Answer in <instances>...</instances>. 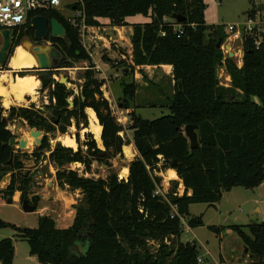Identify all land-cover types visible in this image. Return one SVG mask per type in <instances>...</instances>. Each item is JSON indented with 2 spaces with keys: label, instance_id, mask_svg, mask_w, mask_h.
Returning <instances> with one entry per match:
<instances>
[{
  "label": "trees",
  "instance_id": "trees-1",
  "mask_svg": "<svg viewBox=\"0 0 264 264\" xmlns=\"http://www.w3.org/2000/svg\"><path fill=\"white\" fill-rule=\"evenodd\" d=\"M76 8H83L89 26H101L102 20H108L117 28L132 27V69L171 66L169 114L147 120L132 109L129 130L137 156L127 166L126 181H118L115 173L106 179L93 180L67 169V165L79 163L87 172L93 161L111 167L110 160L122 157V148L129 141L120 136L122 128L101 92L104 80H98L92 69V60L80 43L78 28L54 10L32 14L30 18L39 15L56 19L65 29L64 38H47L61 56L58 69L72 68L78 62L87 63L90 69L82 76L83 99L74 97L72 90L53 79L58 70H34L41 90L48 93V117L32 105L12 107L5 117L0 105V182L10 175L0 196L12 203L13 194L19 192L21 203L27 200L28 180L17 185L18 173L24 172L22 159L29 157L39 162L48 148L45 137L30 155L9 148L7 144L13 135L8 126L12 121L18 119L28 128L46 134L56 129L64 134L73 119L75 126L82 124L86 129L84 109L90 108L101 126L103 150L98 149L90 134H85V141L78 145L77 151L57 145L48 155L57 169L58 186L82 195L74 207L70 226L56 228L50 217L42 216L38 228L33 230L1 221L0 229H14L15 237L28 243L29 254L38 264H198L194 243L180 241L182 227L178 217L187 216L190 205L218 203L222 194L233 188L252 190L264 186V45L256 49L254 30H242L243 56L238 68L234 59L216 48L229 35L222 26H206L202 0H80ZM172 14L185 17V21L170 20ZM136 15L149 21L128 24L126 18ZM172 25L180 26L181 33L174 31ZM14 34L13 47L20 44L24 34L32 36L29 19L25 26L14 29ZM222 65L231 80L227 88L220 86L217 79V68ZM26 75H30L29 71L16 74ZM127 88L129 85L123 94H128L129 103L135 91L134 86L131 91ZM69 98L72 109L66 101ZM125 102L123 108L129 110L131 106L126 98ZM55 121L57 126L52 124ZM189 124L197 127L200 145L192 151L183 133ZM82 147L86 150L82 151ZM167 169L174 170L182 182L181 196L175 192L165 199L153 196L162 183L157 174ZM175 187L176 184L173 190ZM172 206L176 207L178 216L171 219ZM200 224L199 219L189 222L190 227ZM230 228L248 249L252 260L249 264H264V224L248 225L247 233L238 226ZM209 230L218 234L216 227ZM82 233L86 236L82 237ZM77 244L84 245L82 253L77 250ZM13 254V240H0V264H12Z\"/></svg>",
  "mask_w": 264,
  "mask_h": 264
},
{
  "label": "rangeland",
  "instance_id": "rangeland-1",
  "mask_svg": "<svg viewBox=\"0 0 264 264\" xmlns=\"http://www.w3.org/2000/svg\"><path fill=\"white\" fill-rule=\"evenodd\" d=\"M202 1L205 7L204 22L206 26H222L224 27L225 33L229 35L230 32L227 30L229 26L235 27V30H240L243 26H246L247 20L250 19L252 20V24L254 23L252 27H254L253 34L256 36V41H264V14L256 11V7L259 4L264 3V0ZM79 2L80 0H62V3ZM253 8H255V12H251ZM63 13L65 15H69L71 12L64 10ZM102 21L101 26L106 27V29L105 31H99L98 34L105 41L106 45L100 46L97 41H95L96 44H87V48L89 55L92 57V62L94 58L95 62L103 67V70L106 68L109 70L107 65H104V63L111 67L110 69L112 71L105 72L106 80L103 79L104 85L101 87V92L103 97L108 101L109 105L112 106V113L122 128L121 132L129 130L128 117L132 112V109L143 119L147 120H154L168 115V101H170L172 96L171 78L162 77L156 84H152V81L150 82L148 80V76L145 75L144 72H137V77L135 79V70L131 68L129 58L126 57V52L128 46L130 45L127 42L129 40L125 41L122 33H120L119 36L118 32H113L110 28H113L114 26L109 24L108 20ZM126 21L128 23H144L148 22V18L136 15L134 17L126 18ZM222 45L223 49L221 50L224 52L225 56H227L226 53L228 52L225 45H228L229 51L233 53V55L235 53L232 59L235 60L237 67L241 66L243 51L240 39L230 40V36H227ZM19 46L23 47V44L17 45L12 50L9 64L5 65L2 70H0V76L4 75L6 78L8 77L7 79H13L16 77L18 72L11 69V60L14 57L15 49ZM238 52L240 55L237 54ZM111 54H115L116 58H110L109 56ZM100 56H103L106 60H103V58L100 60ZM122 57L123 59H121ZM72 66V68L58 69L56 75L53 76V79L57 81L59 77L66 78L69 90H72L73 96L78 98L81 97V87L84 83L82 76L85 70L90 68L89 65L84 62L74 63ZM34 70L36 69L29 71V76H32L35 80H37L36 76L33 75L35 72ZM93 70L98 80H101V77H99V75H103L101 70ZM113 72L114 74H117V78L112 77ZM149 74L151 75L152 73L150 72ZM217 79L220 86L225 88L230 86L231 80L223 65L217 68ZM37 81L39 84L34 91V95L28 97L26 96L23 103H13L8 108H5L0 98V105L4 110L5 117L8 116L7 112L12 107L29 108L31 105L34 106L36 110L43 112L46 117L49 116L47 115L49 113L47 106H49L50 102L47 90H41L40 81ZM127 85H129V88H127L129 91L132 90L133 86L135 91L134 98L131 99V102L129 103L128 94L126 96L123 94ZM81 98L83 99V97ZM125 98L127 99V103L131 106L128 113H126L123 108L124 104H126ZM69 100L71 101L72 98H69ZM87 109L89 108L84 109V114L87 118L86 129L83 128L82 124L78 127L75 126V121L73 119L71 121V125L66 127L64 134H61L56 128L54 132L47 134L41 131V136L47 139L48 148L44 150L40 161L34 162V160L29 157H23L24 159H22L23 164H25L23 168L25 178L22 179V184L25 180H28V191L26 194L27 200L29 201V198L32 195H38L40 200L37 203L34 212L25 213L22 210L20 196L19 202H13L14 193L11 198V204H7L6 200L0 196L1 222L17 228L33 230L38 228L39 217L48 216L52 220L54 219L57 225H64L68 222L72 224L75 215L74 207L78 205L82 195L79 191H72L67 187L62 188L58 186L55 179L57 169L52 163H50L48 155L57 145L65 147L60 141V138L65 136H68L75 141L76 147L70 148L73 152L77 151L78 145L85 141V134H90L94 140L93 135L87 130L89 126ZM55 122L56 123L52 124L57 126V121ZM8 129L12 134H15L17 131L18 134L16 135V138L20 139L23 138L24 133L28 132L29 128L25 122L17 119L9 124ZM122 136L124 140L128 141L126 132ZM29 140L31 143L29 144V148L20 151L16 149L15 152L30 155L36 147L34 145V139L30 138ZM95 143L98 149L103 150L102 143L99 144L96 141ZM81 150L85 151L86 148L82 147ZM122 152V157L117 156L116 158L110 160L109 164L111 167H107L93 161L90 166V170L87 172L79 163L67 165L66 168L77 172L79 176L93 180L106 179L110 173H115L118 178V176H122V170L127 168V165L135 158H133V156L131 157L132 159L126 157L123 148ZM124 156L127 159H125ZM130 159L131 161L127 164L126 162ZM157 176L161 177L160 173L157 174ZM168 177L176 178L174 171L168 172ZM9 181L10 175L5 176V178L0 182V190H4ZM176 182L177 186L174 190V185L170 184L169 187L163 188V183H161V191L163 192L165 198L173 192L177 193V189L179 187L178 181ZM256 208L259 209V212L256 211ZM197 219L200 220L201 224L196 227H190L189 222ZM180 222L182 227L180 241L182 243H194L198 255L197 259H201L200 263L197 260L198 264H249L252 260L250 259L251 255L248 252V249L230 227L238 226L247 233L248 225L252 223L264 224V186L262 184L252 190L239 187L233 188L230 192L223 193L220 201L212 206L208 204L190 205L187 216L183 217L182 220L180 219ZM209 227H216L218 234L210 231ZM15 235L16 232L11 227L0 229V240L5 238L13 240L14 254L12 264H38L37 259L29 254L28 243L15 237ZM81 236L85 237L86 234L82 233Z\"/></svg>",
  "mask_w": 264,
  "mask_h": 264
},
{
  "label": "water",
  "instance_id": "water-1",
  "mask_svg": "<svg viewBox=\"0 0 264 264\" xmlns=\"http://www.w3.org/2000/svg\"><path fill=\"white\" fill-rule=\"evenodd\" d=\"M256 11L264 14V3L259 4L256 7ZM172 20L177 23H182L185 21V17L179 14H172L170 17ZM30 26L34 31V38L36 41H46L48 36L52 39H62L65 36L64 27L56 20V19H48L44 16H35L30 21ZM13 39H14V30L12 29H0V69H2L5 65L8 64L12 50H13ZM98 45L103 46L102 40H96ZM221 43L218 42L216 48H221ZM226 49H228L227 57L233 58V53L229 51L228 45H225ZM23 48L28 51L36 61L37 66L35 68L23 70V71H32V69H36L38 71H50V70H58L59 60L61 58L59 52L50 45L34 46L32 47L30 43L23 44ZM241 66H238L240 68ZM57 83L64 86L65 89H69L67 79L64 77H59ZM68 103V108L73 107L72 101L69 99L66 100ZM197 127L195 125H186L183 128V133L185 138L188 140V149L192 151L193 149L198 148V135L196 132ZM30 136L34 139L35 147H39L42 141V133L41 131L28 129ZM17 131L8 141V147L12 150H24L27 148V142L24 138L17 139ZM25 164H23V167ZM25 178V174L23 172L18 173V186L22 185V179ZM40 197L38 195H32L28 200H23L21 203L22 210L25 213H31L35 211L36 205L39 202ZM7 204H11L10 200L6 201ZM91 234H87L90 237ZM81 239L80 236L78 240ZM82 248L84 245L77 244V250L82 253Z\"/></svg>",
  "mask_w": 264,
  "mask_h": 264
},
{
  "label": "built area",
  "instance_id": "built-area-1",
  "mask_svg": "<svg viewBox=\"0 0 264 264\" xmlns=\"http://www.w3.org/2000/svg\"><path fill=\"white\" fill-rule=\"evenodd\" d=\"M76 4L77 3H62V0H55V2L54 0H0V29H19L24 23L28 21V19L30 23L33 17L39 16L35 15L30 18L32 14L54 10L59 12L64 17L67 23H69L73 27L78 28L80 43L84 50L89 54L87 44H96L95 41L97 39H101L103 41V45H106L105 41L98 34L99 31H105L106 27H93L87 25L85 22V14L83 8H76ZM69 6H72V8H68ZM64 10L70 11L71 13L69 15H65L63 13ZM253 24L252 20L249 19L246 22V26H243L240 30H235V27L229 26L227 30L228 32H230V40L240 39L243 31L251 32L253 30ZM172 26L174 31L181 33L180 26ZM161 36H164V34H161ZM254 44L255 48L258 49L261 44L264 45V41H255ZM222 47L223 45L221 46V49H223ZM89 56L91 58V55ZM92 69L100 71L99 67L94 64ZM126 179L127 178H122L121 176H118V181H126ZM153 196H161L165 199L164 194L161 191V187L157 188L154 191ZM171 209L172 213L170 218L172 219L174 216L178 215L175 206H172ZM178 218L182 220V217ZM197 260L199 263L201 262V259Z\"/></svg>",
  "mask_w": 264,
  "mask_h": 264
},
{
  "label": "bare ground",
  "instance_id": "bare-ground-1",
  "mask_svg": "<svg viewBox=\"0 0 264 264\" xmlns=\"http://www.w3.org/2000/svg\"><path fill=\"white\" fill-rule=\"evenodd\" d=\"M35 66H37L36 61L28 51H26L21 46L15 49L14 57L11 60V69L13 71L20 72L21 70L35 68ZM7 78L4 75L0 76V98L5 108H8L13 103H23L26 96H33L34 91L39 84L37 80L29 75H26L24 77L16 76L13 79ZM87 114L89 122L87 130L93 135L94 140L100 144L101 126L98 124L97 118L92 109H87ZM23 138L27 142V148H29V144H31L29 139L32 138L29 132L24 133ZM60 141L65 147H76L75 141L68 136L60 138ZM123 149L126 157L131 158L133 156L132 150L129 147L125 146L123 147ZM121 175V177H127L128 169L124 168Z\"/></svg>",
  "mask_w": 264,
  "mask_h": 264
},
{
  "label": "crops",
  "instance_id": "crops-1",
  "mask_svg": "<svg viewBox=\"0 0 264 264\" xmlns=\"http://www.w3.org/2000/svg\"><path fill=\"white\" fill-rule=\"evenodd\" d=\"M144 23H146V22H144ZM144 23H130L129 22L128 24L131 25V24H144ZM110 29H112L113 32H118L119 33V36H120V33H122V35L124 36V40L125 41L126 40H129L127 42L130 45L128 46V49H127V52H126V55H127L126 57L129 58V62H130V64H132V47H131V37H132V34H133L132 27H130V26L129 27H122V28L113 27V28H110ZM126 34H127V37H126ZM238 51H239V49H238ZM237 54L240 55L239 52ZM234 55H235V53H234ZM109 57L110 58H116V55L115 54H111ZM101 58H103V56H100V60H102ZM121 59H123V57ZM92 63L94 65L98 66L99 69L101 70V73L103 75H99V77H101V79H105L106 80V78H105V72L112 71L110 69L111 67L108 64L104 63V65H107V67L109 68V70H107V68L105 70H103V67H101L98 63H96L95 60H94V58H93V62ZM134 70H135V75H134V78L135 79L137 77V72L138 73H143L144 72L145 75L148 76V80L150 82L152 81V84H156L157 81L160 80L162 77H164V78L165 77H170L171 80H172V68L169 65L135 67ZM113 71H115V70H113ZM150 72L152 73L151 75L149 74ZM112 77L117 78V74H114V72H113V76ZM172 84H173V80L171 82V85ZM107 99H108V97H107ZM110 108L112 110V106H110ZM125 112L128 113V110H125ZM125 132L127 133V137H128V141H129V144L127 145V147H129L132 150V155H133V158H134L135 156H137V152H136V150H135V148H134V146L132 144V132L130 130L125 131ZM125 132H121L120 135H121L122 138H123L122 135ZM125 159H127V158L125 157ZM131 159L128 160V162H126V160H125V162L128 164L131 161ZM170 171H174V170L167 169V170H165L163 172H160V175H161L160 178L163 179L162 180L163 188L169 187L170 184L175 185L177 183L176 181H178V187L179 188L177 189V193H178L179 196H181L183 194V192H184V187H183L181 181L178 179V177L177 178H169L168 177V172H170ZM176 186H177V184H176ZM188 194H190V192H188ZM19 196H20V194L18 192H15V195L13 197L14 198V201L13 202H19ZM256 211L259 212V209L256 208ZM53 221L56 223V221L54 219H53ZM70 225L71 224L69 222L67 224H64V225H57V223L55 224L56 228H59V229L66 228V227H68Z\"/></svg>",
  "mask_w": 264,
  "mask_h": 264
},
{
  "label": "flooded vegetation",
  "instance_id": "flooded-vegetation-1",
  "mask_svg": "<svg viewBox=\"0 0 264 264\" xmlns=\"http://www.w3.org/2000/svg\"><path fill=\"white\" fill-rule=\"evenodd\" d=\"M25 24H26V23H24L22 26H25ZM22 26H21V27H22ZM15 38H16V36H15V34H14V39H15ZM14 39H13V41H14ZM0 42H1V40H0ZM25 43H30L32 47H34V46H39V45H41V46H45V45H50V46H52V44H51L48 40H46V41H36L35 38H34V31H33L32 36H30V35H28V34H24V35L21 37V39H20V44H25ZM14 48H15V47H13V49H14Z\"/></svg>",
  "mask_w": 264,
  "mask_h": 264
},
{
  "label": "clouds",
  "instance_id": "clouds-1",
  "mask_svg": "<svg viewBox=\"0 0 264 264\" xmlns=\"http://www.w3.org/2000/svg\"><path fill=\"white\" fill-rule=\"evenodd\" d=\"M54 2H55V0H54Z\"/></svg>",
  "mask_w": 264,
  "mask_h": 264
}]
</instances>
